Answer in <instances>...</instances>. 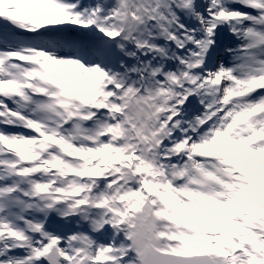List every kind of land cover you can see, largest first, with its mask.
I'll use <instances>...</instances> for the list:
<instances>
[{
    "label": "snow or ice",
    "instance_id": "snow-or-ice-1",
    "mask_svg": "<svg viewBox=\"0 0 264 264\" xmlns=\"http://www.w3.org/2000/svg\"><path fill=\"white\" fill-rule=\"evenodd\" d=\"M0 264H264V0H0Z\"/></svg>",
    "mask_w": 264,
    "mask_h": 264
}]
</instances>
